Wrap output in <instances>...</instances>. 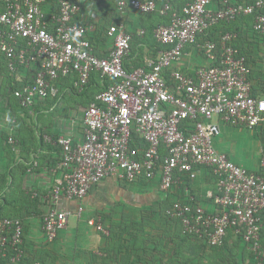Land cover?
Listing matches in <instances>:
<instances>
[{
    "label": "built area",
    "instance_id": "1",
    "mask_svg": "<svg viewBox=\"0 0 264 264\" xmlns=\"http://www.w3.org/2000/svg\"><path fill=\"white\" fill-rule=\"evenodd\" d=\"M113 1L119 10L141 15L158 11L152 0ZM55 2L49 7L48 0H0L5 69L14 77L28 74L12 92L21 108L56 98L68 78H75L79 94L92 77L101 80V90L82 114L80 140L44 137L61 151L57 169L63 173L52 185L53 206L62 197L82 200L104 179L157 180L163 192L182 187L186 194L166 210L180 222L183 235L218 248L230 233L247 246L256 264H264V156L258 169H245L215 146L223 127L251 130L264 123V97L253 94L248 59L232 45L234 33L227 32L200 46L204 64L190 73L172 69L187 47L223 22L253 16V31L264 40V0L247 5L191 0L180 11L164 5L158 12L170 13V22L153 30L159 48L129 67L125 61L133 33L110 25L104 35L111 47L98 56L92 43L95 25L76 20L80 6ZM144 35L141 30L136 36ZM199 169H207L215 181V192L205 196L212 210L197 204L185 186ZM82 212L78 207L77 215ZM70 215L56 207L44 213L41 229L48 242L66 228ZM96 229L102 231L100 225ZM23 240L21 222L0 217V259L9 253L19 261Z\"/></svg>",
    "mask_w": 264,
    "mask_h": 264
},
{
    "label": "crops",
    "instance_id": "2",
    "mask_svg": "<svg viewBox=\"0 0 264 264\" xmlns=\"http://www.w3.org/2000/svg\"><path fill=\"white\" fill-rule=\"evenodd\" d=\"M152 1L156 3L158 11L164 5L177 11L191 2ZM230 1L240 5L253 2ZM80 3L81 10L76 20L95 25L97 32L92 43L98 56H106L111 47L110 40L104 35L110 25H123L128 32L133 33L132 42L135 41V45L136 37L139 38L137 33L143 30L146 34L151 26L158 22V11L141 15L132 10H119L113 0H92L93 11L88 10V0H80ZM253 22L254 19L250 16L235 20L231 33H234L236 38L232 45L247 57L253 94L263 98L264 40L253 31ZM219 37V31L215 28L207 35L200 36L202 43L187 47L183 59L172 69L190 73L196 66L204 64L200 46L206 41L216 42ZM140 41L139 46H134L133 51L131 49V54L125 61L127 67L140 63L144 57L154 53L153 48ZM4 76L13 89L22 84L21 79L28 74L23 72L21 76L14 77L0 67V79ZM74 80L75 78L71 77L63 81L56 98L38 102L31 109H21L13 97L0 95V216L19 219L24 236L25 257L14 263L121 264V257H135L131 258V262L128 260L129 263L138 257H144V264H256L247 246L234 235L229 233L223 246L215 248L216 255H206L205 248L211 247L184 236L179 223L165 217V211L174 201L185 200L186 194L182 187L163 192L157 180L128 183L108 178L92 187L82 200H68L62 197L53 206L52 185L54 179L63 173L57 169L61 151L59 147L45 143L44 137L68 136L75 141L80 140L85 106L80 102H72L68 96L75 93ZM88 86L80 93L85 103L88 97L97 92L92 88L88 89ZM261 126H264V123L251 130L223 127L221 136L215 141L216 149L226 153L241 166L242 160L231 152L227 142L239 139L245 132L251 131H254L253 135L258 133L259 139H264ZM261 145V155L264 156V142ZM258 167L259 160L253 163L250 170H256ZM185 186L197 204L212 210L213 207L205 196L208 192H215V181L207 169H199L196 178L186 181ZM80 206L83 212L77 215V208ZM52 207L67 211L71 215L66 228L53 242H48L41 229V219ZM90 221L94 224H89ZM98 225L103 227L106 233L97 230ZM220 250L222 257L218 255ZM193 252H199L198 257H189ZM89 257L105 259L91 263L87 261ZM2 260L0 264H13L12 258L10 262Z\"/></svg>",
    "mask_w": 264,
    "mask_h": 264
},
{
    "label": "rangeland",
    "instance_id": "3",
    "mask_svg": "<svg viewBox=\"0 0 264 264\" xmlns=\"http://www.w3.org/2000/svg\"><path fill=\"white\" fill-rule=\"evenodd\" d=\"M69 1L77 3L81 7L80 0H69ZM55 3H56L55 0H48L47 4L49 7H51V4L55 5ZM88 4H90V7L88 10L93 11L92 0H88ZM107 26H109V25H107ZM199 38H200V36L198 37V44H196V45H199L200 43H202V41ZM203 42H205V40ZM198 49H199V47H198ZM0 84H1L0 95L3 96L4 94H7L8 97H11L12 85L8 83L6 76H4L2 79H0ZM9 87H10V89H9ZM68 96L70 97V99L73 100L72 102H74V101L80 102V104L85 106V109L87 108L89 102H87V101H86V103L84 102V99L81 98L82 94L76 93V91H75V93L73 92V94L72 93L68 94ZM261 127H263L262 129L264 130V126H261ZM253 133H254V131L253 132L252 131L251 132H245V134L240 136L239 139H231L227 142V146L230 148L231 152L234 153L235 155H237V157L240 160H242V163H240V165L245 169H250V167H252L254 162H256L258 160L260 161V159H261L260 156H262L261 154H263V151L261 150V146H262L261 144H262V142H264V139H259L260 138L259 134L255 133L253 135ZM102 229H103V231H101V232H104L105 229L103 227H102ZM104 233H106V232H104ZM205 252H206V255H208V254L216 255L215 253L217 252V249L205 248ZM220 252H221V250L219 251L218 255H220V257H222V255H221L222 253H220ZM198 255H199V252H197L196 254L193 252V253H191V255H189V257H198ZM99 259H101V262H102L105 258L104 257H89V260H87V261L92 263L93 261L97 262ZM129 260H131V258H129Z\"/></svg>",
    "mask_w": 264,
    "mask_h": 264
},
{
    "label": "trees",
    "instance_id": "4",
    "mask_svg": "<svg viewBox=\"0 0 264 264\" xmlns=\"http://www.w3.org/2000/svg\"><path fill=\"white\" fill-rule=\"evenodd\" d=\"M171 9H173V7L171 8ZM181 9H178L177 11H180ZM154 14V13H153ZM157 14V19H158V22H160V25L161 24H164V25H167L169 22H170V18H169V15H170V13H168V15L167 16H161V15H159L158 13H156ZM149 15V14H148ZM246 17V16H245ZM250 17H252L253 18V16H250ZM240 18V17H239ZM238 18V19H239ZM158 22H157V24H155V25H152L151 26V28L148 30V32L142 37V38H137L136 36V44L135 45H133V43L135 42H132V44H131V49H132V51H133V47L135 46V47H137V46H139V41L140 40H142V41H140V43H145V44H147L149 47H151V48H153V51H154V53H155V49L156 48H159V45L154 41V39H153V30L156 28V27H158L159 25H158ZM235 22V21H234ZM234 22H231V23H229V24H226V23H220V25H218L216 28H215V30H218L219 31V34H220V36L222 35V34H224V33H227V32H232L233 30H232V25H233V23ZM209 31H211V30H208L207 32H205L203 35H207L208 33H209ZM203 35H201V36H203ZM242 55H244L243 53H241ZM5 61H4V58L0 55V67L1 68H3V69H5V63H4ZM135 65H140L139 63L138 64H135ZM100 84H101V80L99 79V78H97V77H92V79H91V81H90V84H89V86H88V89H93V90H97V92H96V94L101 90V86H100ZM96 94H94V96L96 95ZM11 95H12V93H11ZM94 96H93V94L91 95V97H88V100H87V102H89V104L91 103V102H93V100H94ZM88 104V105H89ZM21 108V107H20ZM22 109V108H21ZM1 217V216H0ZM165 217L168 219V220H170V221H174V222H177V223H179V225H180V222L177 220V219H172V218H170V217H168L167 215H166V211H165ZM2 218H5V217H2ZM9 219H11V218H9ZM15 220H18V221H20L19 219H15ZM21 222V221H20ZM185 236V235H184ZM187 237V236H186ZM188 238H190V237H188ZM13 257V255L12 254H7L4 258H2L1 260L2 261H11V258ZM21 257H25V253H24V249H23V254H22V256ZM129 258H135V257H121V264H140V263H142V264H144L145 263V261H146V259L144 258V257H136L137 259L136 260H134L132 263H129L128 262V260H129ZM0 260V261H1ZM130 262H131V260H130ZM13 264H15L14 262H12Z\"/></svg>",
    "mask_w": 264,
    "mask_h": 264
},
{
    "label": "clouds",
    "instance_id": "5",
    "mask_svg": "<svg viewBox=\"0 0 264 264\" xmlns=\"http://www.w3.org/2000/svg\"><path fill=\"white\" fill-rule=\"evenodd\" d=\"M230 33H231V32H230ZM14 89H15V88L12 89V92H13ZM11 97H13V96L11 95Z\"/></svg>",
    "mask_w": 264,
    "mask_h": 264
}]
</instances>
